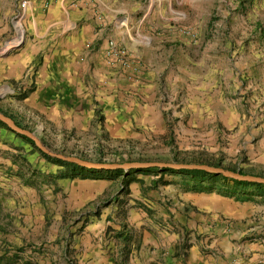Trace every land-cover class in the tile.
<instances>
[{"label":"rangeland","instance_id":"obj_1","mask_svg":"<svg viewBox=\"0 0 264 264\" xmlns=\"http://www.w3.org/2000/svg\"><path fill=\"white\" fill-rule=\"evenodd\" d=\"M35 1L36 9L47 10L63 0H0L5 24L0 60L33 40ZM116 10L125 14L121 33L109 31L98 18L102 24L80 56L81 80L96 85L93 112H84L83 120L62 111L45 114L32 95L35 78L12 79L8 65L6 79L0 80V112L65 156L95 163L204 164L264 178V166L252 157L264 144V86L256 87L264 85V0H121ZM123 29L133 44L121 41ZM148 38L150 48L141 45ZM109 40L128 51L130 69L106 64L102 48ZM47 53L42 49L35 65L41 66ZM149 72L157 99L162 96L164 119L152 139H137L126 128L110 127L102 92ZM191 137L215 139L216 150L187 148ZM64 163L0 122V264H85L96 253L107 264H129L126 240L108 233L99 240L91 226L111 220L110 207L128 186L125 173L134 170L96 173ZM188 175L214 192L264 197V185ZM101 181L121 183L103 188Z\"/></svg>","mask_w":264,"mask_h":264},{"label":"crops","instance_id":"obj_2","mask_svg":"<svg viewBox=\"0 0 264 264\" xmlns=\"http://www.w3.org/2000/svg\"><path fill=\"white\" fill-rule=\"evenodd\" d=\"M119 1L63 0L47 10L36 9L35 1L30 10L35 17V36L0 60V80L6 79L5 65L17 81L29 74L36 84L32 95L39 97L35 105H40L45 114L57 116L62 111L83 120L84 112H93L91 101L96 85L81 80L85 69L80 56L85 41L102 24L98 18L111 27L109 31L121 33L123 27L119 25L125 14L116 10ZM4 33L5 24L0 19L1 38ZM128 34L123 29L120 36L125 45L133 44ZM141 45L150 48L151 40ZM45 48V60L41 66L35 65L36 57ZM160 72L156 69L158 76ZM144 75L139 81L122 79L120 84L103 88L102 94L108 97L103 96V105L110 127L126 128L137 139H152L164 119L162 96L157 99L150 72ZM259 86L264 85L256 87ZM239 122L240 126V118ZM190 140L186 145L190 149L217 147L215 139ZM262 148L263 151H253L252 157L264 166V144ZM142 170H134L126 177L127 188L110 207L111 220L106 223L103 219L91 226L92 235L99 240H104L107 233L123 241L137 240L136 245L124 243L129 246V264H264V197L256 193L239 197L204 191L193 187L188 174L158 168ZM111 182L118 186L119 181H103L102 187ZM85 264L107 263L96 253Z\"/></svg>","mask_w":264,"mask_h":264},{"label":"water","instance_id":"obj_3","mask_svg":"<svg viewBox=\"0 0 264 264\" xmlns=\"http://www.w3.org/2000/svg\"><path fill=\"white\" fill-rule=\"evenodd\" d=\"M0 122L4 123L9 129L23 137H26L34 142L35 146L49 157L69 163L86 170H96L100 172H113L123 170H142V169H170L174 171H200L217 177H223L228 180L264 185V178L260 176L243 175L239 172H234L228 169L213 167L204 164H184V163H157V162H128V163H95L88 160H83L77 157L65 156L50 151L39 139L37 132H30L17 126L11 119L7 118L0 112Z\"/></svg>","mask_w":264,"mask_h":264},{"label":"built area","instance_id":"obj_4","mask_svg":"<svg viewBox=\"0 0 264 264\" xmlns=\"http://www.w3.org/2000/svg\"><path fill=\"white\" fill-rule=\"evenodd\" d=\"M23 9L27 8V1L21 3ZM102 53L107 65L111 67L130 69V56L128 51L113 40L106 42L102 48Z\"/></svg>","mask_w":264,"mask_h":264},{"label":"trees","instance_id":"obj_5","mask_svg":"<svg viewBox=\"0 0 264 264\" xmlns=\"http://www.w3.org/2000/svg\"><path fill=\"white\" fill-rule=\"evenodd\" d=\"M61 162V161H60ZM64 163V162H63ZM64 164H66V165H69V166H74V167H76L75 165H72V164H68V163H64ZM213 167H216V166H213ZM83 170H86V169H83ZM166 171H174V170H170V169H165ZM164 169H163V171H165ZM90 172H96V173H98V172H100V171H96V170H89ZM140 171H143V170H140ZM179 172H182V173H185V174H189V173H193V174H195L196 176H202V177H209V178H221L223 181H228V182H233V183H235V184H237V185H239V186H245V185H247V186H249L250 184H248V183H241V182H236V181H232V180H228V179H225V178H223V177H217V176H214V175H210V174H207V173H204V172H200V171H179ZM106 173H113V172H106ZM240 173L241 174H243L241 171H240ZM125 175H129V173L128 174H126L125 173ZM243 175H245V174H243ZM193 183V182H192ZM193 187L194 188H196V189H200V190H204V191H209V192H213L214 190H215V188L214 187H203V186H199L198 184H194L193 183ZM219 194H225V195H227V196H237V195H239V191L237 192H231V191H229V190H227V191H221V190H218L217 191ZM245 195H247V194H242V195H239V197L240 196H245Z\"/></svg>","mask_w":264,"mask_h":264}]
</instances>
